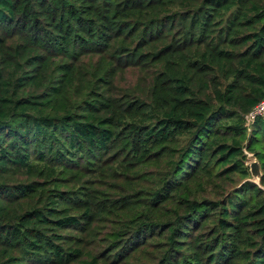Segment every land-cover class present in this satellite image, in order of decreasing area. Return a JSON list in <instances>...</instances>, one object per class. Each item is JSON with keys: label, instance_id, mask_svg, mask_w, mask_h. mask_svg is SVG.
Segmentation results:
<instances>
[{"label": "trees", "instance_id": "trees-1", "mask_svg": "<svg viewBox=\"0 0 264 264\" xmlns=\"http://www.w3.org/2000/svg\"><path fill=\"white\" fill-rule=\"evenodd\" d=\"M263 100L264 0H0V264H264Z\"/></svg>", "mask_w": 264, "mask_h": 264}, {"label": "rangeland", "instance_id": "rangeland-1", "mask_svg": "<svg viewBox=\"0 0 264 264\" xmlns=\"http://www.w3.org/2000/svg\"><path fill=\"white\" fill-rule=\"evenodd\" d=\"M247 158H248V162H247V165L249 166V169H252L251 170V180H252V182H254V183H256V184H259V178H260V172H259V170H258V168H257V166L255 165V166H251V164H253V163H257V161L255 160V159H253L252 158V156L251 155H248L247 154ZM258 164V163H257ZM252 168H251V167ZM259 166V165H258Z\"/></svg>", "mask_w": 264, "mask_h": 264}, {"label": "built area", "instance_id": "built-area-1", "mask_svg": "<svg viewBox=\"0 0 264 264\" xmlns=\"http://www.w3.org/2000/svg\"><path fill=\"white\" fill-rule=\"evenodd\" d=\"M264 116V100L258 103L252 111L249 113L248 118L249 121H252L253 119L257 117Z\"/></svg>", "mask_w": 264, "mask_h": 264}, {"label": "water", "instance_id": "water-1", "mask_svg": "<svg viewBox=\"0 0 264 264\" xmlns=\"http://www.w3.org/2000/svg\"><path fill=\"white\" fill-rule=\"evenodd\" d=\"M255 165L257 166V168H258V170H259V166H258L257 163H256V164H255V163L251 164L252 167L255 166ZM251 166H250V167H251ZM252 167H251V168H252ZM251 170H252V169H250V173H251ZM259 172H260V170H259Z\"/></svg>", "mask_w": 264, "mask_h": 264}]
</instances>
